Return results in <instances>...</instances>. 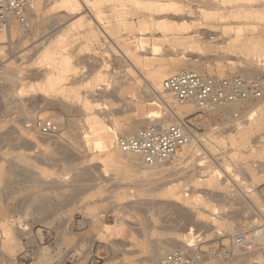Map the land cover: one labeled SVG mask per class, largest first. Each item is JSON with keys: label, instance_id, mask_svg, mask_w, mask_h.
I'll return each instance as SVG.
<instances>
[{"label": "rangeland", "instance_id": "1", "mask_svg": "<svg viewBox=\"0 0 264 264\" xmlns=\"http://www.w3.org/2000/svg\"><path fill=\"white\" fill-rule=\"evenodd\" d=\"M31 3L0 49V264H152L174 242L233 251L201 264H264V244L234 243L264 223V129L241 135L252 102L195 113L162 92L172 74L151 80L175 59L219 77L264 73V0ZM160 96L172 103L151 105ZM150 111L195 130L174 161L144 166L116 145ZM38 119L58 132L27 126ZM108 131L116 139L97 149Z\"/></svg>", "mask_w": 264, "mask_h": 264}, {"label": "built area", "instance_id": "2", "mask_svg": "<svg viewBox=\"0 0 264 264\" xmlns=\"http://www.w3.org/2000/svg\"><path fill=\"white\" fill-rule=\"evenodd\" d=\"M32 0H0V31L8 30L14 19L21 24L27 22L28 10ZM4 55L0 53V67ZM162 90L173 96L178 103L192 102L195 113H211L225 103H240L258 100L264 97V73L247 77L232 73L224 77L200 73L194 70H181L168 76L162 84ZM27 126H33L39 135H55L59 127L52 121L38 119ZM194 129L186 118L162 125L149 122L131 134H120L117 145L124 152L139 155L146 163L168 161L177 150L191 141ZM264 229V223L262 224ZM245 236L238 235L234 243L240 252H246L248 246ZM208 250L199 243L187 249H172L152 264H201L207 258L233 255L232 249L215 247L212 243Z\"/></svg>", "mask_w": 264, "mask_h": 264}, {"label": "bare ground", "instance_id": "3", "mask_svg": "<svg viewBox=\"0 0 264 264\" xmlns=\"http://www.w3.org/2000/svg\"><path fill=\"white\" fill-rule=\"evenodd\" d=\"M65 1V0H64ZM81 1V0H80ZM32 4V3H31ZM30 7H31V5H30ZM33 8V7H32ZM54 11V10H53ZM170 18H175L176 19V17H173V16H169ZM179 18V17H178ZM14 20V19H13ZM183 20V19H182ZM22 25H24V26H26L27 25V22L25 23V24H22ZM11 30V24H10V27H9V29L8 30H5V31H0V49H1V47H3L1 44L2 43H4V37H5V34H4V32H6V33H9V31ZM18 35V34H17ZM176 37V36H175ZM176 45V44H175ZM141 47V46H140ZM166 51V50H165ZM174 52V51H173ZM171 53V52H170ZM193 53V52H192ZM169 55V54H168ZM201 57V56H200ZM192 59V58H191ZM3 61H4V58H3ZM146 63L148 64L149 63V61H146ZM3 64V63H2ZM192 65H198V63L196 62V61H193L192 62ZM2 66V65H1ZM4 66V65H3ZM187 66H186V64L182 61V60H180V59H175V60H172L171 61V68H170V70H168V71H160V72H155L154 73V75H153V78L151 79L152 81H153V83H155V84H161V81L163 80V78H165V76L166 75H168V74H174V73H176V72H179V71H181V70H190V69H184V68H186ZM1 68V67H0ZM5 68V67H4ZM257 69V68H256ZM194 70V69H193ZM2 73H3V71H1ZM242 75V74H241ZM244 76V75H243ZM148 84V83H147ZM163 84V83H162ZM160 87V86H159ZM162 87V86H161ZM106 90V89H105ZM162 92H163V90H162ZM156 93V92H155ZM164 93V92H163ZM161 97V99L160 100H157V99H155V98H152V99H150L151 101V105H159V106H164L165 104H167V105H169V104H171L172 103V101H171V97L169 98V97H167V96H160ZM260 101H262V102H260ZM175 102V101H174ZM248 102H252V103H249V105H248V107H250V109H249V112H248V115H247V118L249 119V121H250V126L247 128V131L246 130H243L242 132H241V135L242 136H245L246 134L247 135H249V134H251V133H253V132H256V131H258V130H263L264 129V97L263 98H261V99H258V100H248V101H245V102H240V103H234V102H229V103H225V104H223V105H221V106H218L217 108H219L220 109V107H230V106H240V105H243V104H246V103H248ZM176 103H178V102H176ZM178 104H182V105H184L185 107H189V105H195L194 103H192V102H186V103H178ZM147 106V105H146ZM217 108H215V110L217 109ZM187 110H188V108H186V109H184L183 111H177V114H184V113H186L187 112ZM215 112V111H214ZM148 115L147 116H145L144 117V120L146 119L147 121H152V122H154V121H156V122H160L162 125H168V124H171V123H166V119L165 118H161L160 120L159 119H157V118H159V117H161L160 116V114L159 115H157L156 114V112H154V111H150V112H148L147 113ZM167 117V116H166ZM157 119V120H156ZM179 119H181V118H179ZM141 120H142V117H141ZM137 122V124H139V122L140 121H136ZM136 124V125H137ZM239 124V123H238ZM237 125V124H236ZM241 125V124H240ZM238 126V125H237ZM236 126V127H237ZM123 129L121 130L122 132H129V131H133L134 129H135V125L133 126H130V127H122ZM89 129V128H88ZM114 130V129H113ZM115 131V130H114ZM115 134H117L118 135V132H111V131H108V132H101L99 135H98V138H96L95 140H96V144L99 146V147H97V149L98 148H100V147H104V146H106L107 145V143H108V141H110V142H112L113 141V137H114V135ZM261 134V133H260ZM86 135V134H85ZM116 136V135H115ZM119 136V135H118ZM196 136V135H195ZM198 136V135H197ZM115 138V137H114ZM239 138V137H238ZM261 138V137H260ZM116 139V138H115ZM116 145H117V139H116ZM190 143V142H189ZM192 144V143H191ZM186 145H188L187 143L185 144V145H183L184 146V148L186 147ZM80 146V145H79ZM84 146V145H83ZM118 146V145H117ZM182 146V147H183ZM182 147H180L178 150H177V152L170 158L172 161H174L175 159L174 158H176V156L178 155V151L182 148ZM242 150H244V149H242ZM84 151V150H83ZM114 151H116V150H114ZM182 152V151H181ZM187 152V151H186ZM128 153H130V152H128ZM240 153V152H239ZM130 154H132V155H136V157H137V160H140V159H142L139 155H137V154H134V153H130ZM181 157V156H180ZM174 159V160H173ZM142 161V163L144 164V166H149V165H157V163H159V162H161V161H155V162H153V163H146L143 159L141 160ZM142 164V165H143ZM135 165V164H134ZM141 165V164H140ZM264 168V167H263ZM230 174H231V172H230ZM220 177V176H219ZM98 178V177H97ZM90 180V179H89ZM210 181L212 182L213 181V179L212 178H210ZM216 183V182H215ZM94 187V186H93ZM92 188V187H91ZM249 193V192H248ZM190 194V193H189ZM251 197V196H250ZM253 197H251V199H252ZM257 200V199H256ZM257 202V201H256ZM174 205V204H173ZM259 205H260V203H259ZM172 206V205H171ZM172 209L174 210V211H177L178 213L179 212H181V207H176V206H173L172 207ZM186 212V211H185ZM175 213V212H174ZM176 214V213H175ZM182 214H183V212H182ZM185 214V213H184ZM183 214V215H184ZM240 214V213H239ZM253 214V213H252ZM181 216V215H180ZM179 216V218H181ZM185 216V215H184ZM184 216H183V218H184ZM186 217H188L187 216V214H186ZM185 217V218H186ZM191 217V216H190ZM234 217V216H233ZM184 218V219H185ZM178 219V218H177ZM196 220H198V219H196ZM202 220V219H201ZM199 222H201V221H199ZM197 223V222H196ZM199 224V223H198ZM189 226V225H188ZM201 226V225H200ZM233 226V225H232ZM187 227V226H186ZM202 227V226H201ZM116 230V229H115ZM254 231V230H253ZM252 232V231H251ZM253 234H250V235H248V234H246V235H248L247 237H245L246 239V244H247V246H248V250H249V248H254L255 247V249H256V247H259V246H261V245H263L264 244V229H263V227H262V230H255L254 232H252ZM187 235H189L191 238L195 235V232H194V228L193 227H190L189 228V230H188V233H187ZM251 237H253L254 239H250ZM193 239H196V238H193ZM191 240V239H190ZM193 241V240H192ZM192 243V242H191ZM184 244V245H183ZM172 245V244H171ZM174 246H175V248H177V249H184L185 248V246H192V244H186L185 245V243H183L182 242V244H181V242L179 243V242H174V244H173ZM172 245V246H173ZM166 247V246H165ZM165 247H156L155 246V255H153V258L154 259H156V258H159V257H156L157 255H158V250L160 251V250H165ZM187 247V248H188ZM247 250V251H248ZM165 252V251H164ZM10 260H12V259H10Z\"/></svg>", "mask_w": 264, "mask_h": 264}]
</instances>
